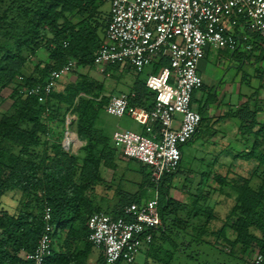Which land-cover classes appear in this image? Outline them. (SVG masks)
<instances>
[{"label": "trees", "instance_id": "16d2710c", "mask_svg": "<svg viewBox=\"0 0 264 264\" xmlns=\"http://www.w3.org/2000/svg\"><path fill=\"white\" fill-rule=\"evenodd\" d=\"M101 2L103 0H0V93L16 82L12 91L13 111L0 118V264H31L23 254L34 251L45 230L46 205L52 209V223L60 236L44 264H88L94 248L88 239V217L93 213L89 210V191L98 182L102 160L109 165L115 155L109 138L100 135L96 129L99 114L111 96H104L96 104L97 98L91 94L87 80L70 84L62 92L54 90L45 102L21 92L20 88L44 84L52 70L61 68L71 58L77 60V66H94L95 55L103 41L98 34L100 22L89 17H93L92 12ZM86 13L89 16L84 24L74 23L70 18ZM39 49L46 50L48 61L30 63L24 52L32 54ZM169 64V58L163 56L152 65V72ZM129 96L132 103L146 108H151L155 100V93L147 87L146 78L136 77ZM250 99L255 101L252 106L245 104L228 112L227 116L239 119V130L245 143L252 137L255 139L249 151L235 154L244 159L255 158L258 161L255 172L262 173L263 180L257 188L252 187L247 178H239V183L232 184L239 202L234 209L237 214L236 239L229 240L224 227L213 234L227 242L223 244L226 254H231L240 244L247 250H257V257H262L259 264H264V118L259 117L264 113V100L258 97V92ZM65 106L61 116L62 136L57 139L60 131L52 124L56 119L54 113ZM50 110L49 113L54 115L49 118L45 113ZM69 111L77 114L73 121L74 131L86 141V156L80 168L77 164L79 154L67 151L62 143ZM40 127L55 151L47 148V151L37 152L41 141L38 140ZM132 160L139 163L137 171L142 174L143 184L155 189L147 164ZM181 162L177 172L165 175L157 186L162 225L154 232L147 254L154 252L153 264H226L223 261L212 263L209 256L205 258V253L200 251L201 244L206 242L205 229L210 221L208 218L205 226V204L200 201L205 197L194 194L195 198L185 202L171 196L172 181L180 171ZM215 178L221 185L227 184L225 177L217 174ZM9 191H20L25 196L15 212L2 202L3 195ZM122 200L118 211L107 213L125 217V205L142 201L126 196ZM250 228L255 232H250ZM208 244L215 246L212 242ZM256 259L253 264H257ZM98 264H106L104 255Z\"/></svg>", "mask_w": 264, "mask_h": 264}, {"label": "built area", "instance_id": "2783aa9c", "mask_svg": "<svg viewBox=\"0 0 264 264\" xmlns=\"http://www.w3.org/2000/svg\"><path fill=\"white\" fill-rule=\"evenodd\" d=\"M108 1L110 19L94 58L95 66L104 71L109 65L120 64L142 72L163 56L170 62L146 78L147 87L155 93L151 108L132 103L129 94L111 96L106 105L108 113L129 115L147 127V134L117 129L113 140L124 156L150 166V179L156 185L152 198L125 205V217L104 211L88 217L89 241L102 251L106 264H116L123 260L134 262L162 225L157 186L165 175L177 172L182 147L201 126L203 116L193 108L192 101L194 92L203 85L198 65L206 49L251 51L255 43L264 44V0ZM76 68L77 60L71 58L52 70L44 84L22 86L20 91L45 102L58 89L62 77ZM74 120L71 112L66 114L62 143L67 151L75 146ZM52 219V209L46 205L45 230L34 251L23 254L31 264H44L55 249ZM261 261L259 255L256 263Z\"/></svg>", "mask_w": 264, "mask_h": 264}, {"label": "rangeland", "instance_id": "374dc122", "mask_svg": "<svg viewBox=\"0 0 264 264\" xmlns=\"http://www.w3.org/2000/svg\"><path fill=\"white\" fill-rule=\"evenodd\" d=\"M104 4L105 8H108L110 6L108 2H105ZM255 55H257V53ZM24 56L29 58L30 63L33 64L38 61H48V55L45 49H39L32 54H30L29 52H24ZM218 67L220 68V73L224 74L225 71L223 67ZM233 68L236 69V66H234ZM152 71L153 66H147L141 73L137 74L132 73L125 67H121L120 64L115 67L109 65L104 71L99 70V68L96 66L85 64L79 65L74 71L62 77L58 85V92H62L63 89L70 84H76L78 82L84 83L85 80H87L89 87L92 88L91 94L95 99L97 98L95 100L96 104H99L104 96H112L113 91L114 93H116L119 91V89H125L129 85L132 78H147L148 74ZM216 71L219 72V69H217ZM246 71L251 76V82L250 84L244 85L245 89H248L250 91L258 89V97L261 100H264V59L258 60V62L250 65V68H248ZM220 79V77H216L213 86L206 82L207 85L205 87L197 89V100H195L194 103L198 105L200 103H206L207 101H210V99L215 100L216 98H218L216 101L220 103L224 100L225 106H228L230 101L233 104H236L238 102L237 93L233 94L224 91L226 87L220 84L222 81H220ZM15 85L16 82L1 91L2 102L0 103V118L3 115L9 114L13 111L11 109V105L13 102L12 91ZM261 85H263V88H261ZM80 95H84V93H81ZM66 107L67 106L62 107L58 112L54 113L56 118L54 123L48 122V124H54L57 130L60 131V133L58 132V135H56L57 139L62 136L63 123L61 124V116L63 115ZM49 112L51 113V110L45 113V115L49 116L50 118V116H53L54 114L51 115ZM259 117L260 119L264 118L261 113L259 114ZM119 125H122L124 129H130L136 132H140L142 126L144 128H147L146 126L136 122L129 115H125L122 118H119L103 110L101 111L100 117L97 120L96 129L99 130L100 135H104L109 138L112 135L113 131ZM209 125V120L205 121L198 137L189 145L184 147V157L181 162L180 173L174 179V186L171 190V195L175 198H178L179 200H186L185 202H190V198H195L197 195H202V197H205L204 200L203 198L200 199V201L202 200V203L205 204V214H203V216L205 215V226L208 218L210 219L207 224V228L205 227L206 242H204L200 246V251L205 253V258L208 255L212 263L223 261L226 264H253L258 254L257 250H247L246 248H243L242 245L238 244L233 248L231 254H226V252L223 251V248L225 246L223 244L226 241L223 238H218L213 234V232H216L221 227H224L228 239H236L237 231L235 230V226L237 214L234 213V209L239 205V202L237 200V190L233 187L232 184L236 183L237 181L239 183V181H241V179L239 178H247L250 185L254 188H257L263 180L261 175L262 173L255 172V169L258 165V161L255 158L244 159L239 156L237 157L235 154L237 152L242 153L243 151H249L253 143L255 142V139L252 137L250 139V142L245 143L244 141H241L239 139L240 137H238L239 141L237 140L236 143L234 142V150H232L230 146L227 145L224 146L225 148H227L226 151H221L218 148L220 146L219 143L221 144V141L225 139V137L229 138V135L227 137V135H225L226 132L223 131V133L217 136L215 143V141L210 140V135L213 130ZM225 128L227 127L224 125L223 129ZM38 131V140L41 141H39L37 152H41V150L47 151V148H49L50 151H55V147L52 148L51 143L47 142V140L45 139L46 134L44 129L40 127ZM212 135H215V133H212ZM74 136L76 142V134ZM85 145L78 152L79 160H77V164L79 168L82 166V162L84 161V158L86 156V151L84 149ZM75 146L76 148H74V145L72 146V150L76 152L79 148L77 149V143ZM226 152L230 155V159L228 158L229 161H232L233 163L219 166L217 164V162H219L218 157H225ZM132 162L134 163H131L130 165L127 163V161H122L119 165L121 168L120 170L123 169L125 171L122 170L116 175L114 179V185L116 187L122 186V184L126 183L127 179L130 178L131 180H135L137 182L136 183L133 181L132 187L133 189L138 190V183L142 179V174L135 170L139 168V163H136L135 161ZM146 168L150 170V166L147 165ZM217 174L225 177L227 180V184L221 185L220 181L215 178V175ZM201 180L204 181L201 182ZM176 187H178V190L176 189ZM142 189L144 195L151 192L148 187ZM194 194L195 197H193ZM24 198L25 196L20 191H9L3 195L2 202L7 209H9L11 212H15L18 208L21 207ZM113 202L114 200L109 198L108 200H104L99 204H101L100 206L102 207L101 209H103V211L111 212V210L109 209H111V205L113 204ZM208 210H211V213ZM197 223L199 224V226L201 225V222ZM193 229V234H195V230ZM250 232L253 233L255 231L253 228H250ZM59 236L60 234L56 230L54 237L57 238ZM208 242H212V244L214 243L215 246H211L210 244H208ZM194 247L195 246L193 245V248ZM147 248L148 245H144L142 247L134 262L129 263L123 260L117 264H153L154 261L152 258V254H154V252L152 254H147ZM94 249L95 251L93 252L92 256L94 260H97L100 251L98 248Z\"/></svg>", "mask_w": 264, "mask_h": 264}, {"label": "crops", "instance_id": "0c3cea01", "mask_svg": "<svg viewBox=\"0 0 264 264\" xmlns=\"http://www.w3.org/2000/svg\"><path fill=\"white\" fill-rule=\"evenodd\" d=\"M105 2L106 3L108 2L110 4V2L108 0H103V2L99 3L97 5V7L94 9V11L92 12L91 15H93V17H89L90 20H92L94 18L95 20H98L100 22L98 34L100 36V40H102V41L105 38L106 24L108 23V20L110 19V11H111V4L108 8H105L104 7ZM88 16L89 15L87 13L84 15L75 14V15H71L70 18H72L74 23L81 22L82 24H84V22L87 21ZM256 53H257V55H255ZM263 59H264V44L259 43V42L255 43V47L251 51H246L244 49L237 50V51H231L228 49H221L220 50V49H214L212 47H208L206 49V54L201 59V61L199 62V65H198V71L203 78V85L200 88L205 87L207 85L206 82H208V84H211L213 86L214 80L216 79V77H220L221 78L220 81L222 80L220 84L223 85L224 87H226L224 89V91H227V92L233 93V94L237 93L238 102L236 104H233L230 101L228 106H225L224 100L219 103L216 101L218 98H216L215 100L210 99V101H207L206 103H200L197 105L196 103H194L195 100H197V97H196V91L197 90H196L194 92L192 104H193V108L198 110L202 114L203 123L201 124L200 129L197 132V134L194 136V138L189 143H187L185 146L189 145L192 141H194L198 137L205 121H207V120H209V124H210L209 126L213 130L212 133H215V135H212V133H211L210 140L215 141L217 139V136L219 134L223 133V131L226 132L225 135H227V137L229 135V138L225 137V139H223L221 141V144L219 143V145H220L218 147L219 150L226 151L227 148H225L224 146H227V145H229L230 148L232 150H234V145H235L234 142L236 143L237 140L239 141V139L241 141H244L243 137L240 134V130H239V126H240L239 119L237 117H228L227 114H228V112H231L232 110H235V109H237V108H239L245 104L249 103L250 106H252L253 103H255L254 99L253 100L250 99V96L254 95V94L257 95V92H259V91H258V89L254 90V91H250L248 89H245L244 85L250 84V82H251V78H250L251 76H250V74H248V72L246 70L248 68H250V65H253L254 63L258 62V60H263ZM218 66L223 67V69L225 71L224 74L220 73V68ZM234 66H236V69L233 68ZM121 67H125V66L121 65ZM125 68H127L132 73H137L136 70H134L130 67H125ZM230 68H232V69H230ZM217 69H219V72L216 71ZM99 70H101V69L99 68ZM257 72H258V69H257ZM139 73H137V74H139ZM134 81H135V79L132 78L129 85L128 86L126 85L127 87L125 89H119V91L116 93H114V91H113L112 96L120 95V94H129L130 95L132 93V85H133ZM227 86H230V87H227ZM261 88H263V85H261ZM104 111H107L106 107L104 108ZM71 113L74 115V118L76 120L77 114L74 113L73 111H71ZM261 114L264 117V113H261ZM99 117H100V114H99ZM99 117H98V119H99ZM116 117H118V116H116ZM122 117H119V118H122ZM96 124H97V122H96ZM175 124L177 126L180 124V116H177V118L175 120ZM224 125L227 128L223 129ZM117 129H124V127H122V125L117 126V128L113 131L112 135L109 137V142H110L111 146L113 145V147L115 148V155H114L113 159H111V161H110V162L113 161V163H110L108 165L107 162H105V160H102V163H101V166L99 169L98 182L94 185L93 189H91L89 191V200H90L89 210L93 211V213L98 212V211H103V209H101L102 207L100 206L101 204H99V203H102L104 200H108L109 198L114 200L113 204L111 205V209H109V210H111L110 213H113V212H116L120 209V207L123 204L122 199L125 196L135 198V200H137V201L147 200V199H150L154 196V188L144 185L143 184V181H144L143 177H142L141 181L138 183V185H139L138 190L133 189V187H132L133 181L134 182H136V181L131 180L130 178L127 179V182L124 181L126 183L122 184V186L116 187L114 185V179H115L116 175L118 173H120V171L123 170V169L120 170L121 168L119 165L121 164V162L127 161V163L130 165H131V163H134V162H132L133 161L132 158H128V157L124 156L122 154V152L118 148H116V146L114 144V140H113V135ZM74 130H75V126L73 125V131ZM140 132L147 134V130L143 126H142V129ZM74 133L76 134V138H77L75 145L77 143V149L78 148L79 149L76 152L74 150H72V152L79 154L78 152L86 144V141L81 140L76 131H74ZM238 137H240V138L238 139ZM215 143H216V141H215ZM185 146H183V148H182L183 157H184V147ZM74 148H76V146H74ZM208 152H210V151H208ZM229 156H230L229 153L226 152L225 157H218L219 162H217V164L219 166H222V165H225L228 163L232 164L233 162L229 161V159H230ZM114 163H116V165H113ZM135 170L137 171V169H135ZM123 171H125V170H123ZM179 173H180V171H179ZM179 173L176 174L173 178L171 190L174 186L173 185L174 179L179 175ZM203 181L204 180H201V182H203ZM113 186L115 187V190H114ZM145 187H148V189H150L151 192L144 195L142 188H145ZM176 189L178 190V187H176ZM170 193H171V191H170ZM172 197L175 198L174 196H172ZM175 199H178V198H175ZM115 200H117V201H115ZM181 201H186V200H181ZM104 212H106V211H104ZM94 248H93L91 255L88 258V264H98V261L100 260L101 255H103L102 251L99 249V251H100L99 257L97 260H94V258L92 256L93 252L95 251Z\"/></svg>", "mask_w": 264, "mask_h": 264}, {"label": "bare ground", "instance_id": "6f19581e", "mask_svg": "<svg viewBox=\"0 0 264 264\" xmlns=\"http://www.w3.org/2000/svg\"><path fill=\"white\" fill-rule=\"evenodd\" d=\"M73 138H74V140H75V136H74V134H73Z\"/></svg>", "mask_w": 264, "mask_h": 264}]
</instances>
